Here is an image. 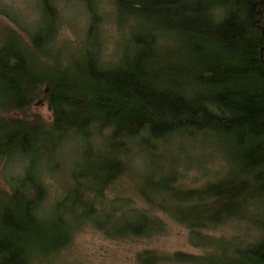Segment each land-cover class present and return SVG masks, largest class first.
I'll list each match as a JSON object with an SVG mask.
<instances>
[{"label": "trees", "instance_id": "trees-1", "mask_svg": "<svg viewBox=\"0 0 264 264\" xmlns=\"http://www.w3.org/2000/svg\"><path fill=\"white\" fill-rule=\"evenodd\" d=\"M41 4L29 46L14 34L0 46V109L24 115L44 99L52 114L0 118L13 172L0 185V264L56 261L89 229L151 241L167 234L163 216L207 254L143 250L137 264H264V0H85L90 26L69 48L57 0ZM188 156L221 167L189 186ZM139 169L133 195L115 193ZM230 225L238 236L212 234Z\"/></svg>", "mask_w": 264, "mask_h": 264}, {"label": "rangeland", "instance_id": "rangeland-1", "mask_svg": "<svg viewBox=\"0 0 264 264\" xmlns=\"http://www.w3.org/2000/svg\"><path fill=\"white\" fill-rule=\"evenodd\" d=\"M57 3L61 16L59 24L61 27L60 45L65 46L68 44V48L77 47L85 40L90 26V15L85 0H57ZM105 9L109 10L106 1ZM41 14V0H0V46L12 34L23 38L26 45L29 46V37L37 30L41 22ZM112 26H114V23L107 20L104 34L106 39L113 44L118 36ZM10 108L0 109V118L5 120H40L47 123L52 121V114L44 99L37 100L27 112L23 113L24 115ZM184 157L187 158V156ZM184 157L180 159L183 163L186 160ZM196 158V156H193L189 159L188 164L179 165L180 169L182 168L185 172L183 178L189 186H193L195 182H205L212 178L215 171L221 167L219 162L211 164L213 167L197 166L198 164L194 163ZM138 162L141 163V160H138ZM188 165L190 168H186ZM137 172L136 178L126 180L115 193L133 195V186L140 182L138 174L142 172V169L137 170ZM9 175H13V172L4 164H0V185L6 181ZM51 185L55 194L54 200L64 185V180L52 181ZM135 200L138 206L143 207L139 197H135ZM163 218L167 221V234L151 241H113L90 229L81 231L75 235L72 245L60 256V259L48 264H137L136 255L143 250L159 251L166 254L176 252L191 255L207 254L208 250L191 245L190 233L187 229L170 221L166 216H163ZM212 234L216 237L231 238L238 236L240 229L237 226L230 225Z\"/></svg>", "mask_w": 264, "mask_h": 264}]
</instances>
